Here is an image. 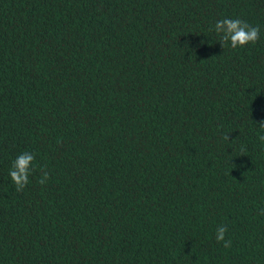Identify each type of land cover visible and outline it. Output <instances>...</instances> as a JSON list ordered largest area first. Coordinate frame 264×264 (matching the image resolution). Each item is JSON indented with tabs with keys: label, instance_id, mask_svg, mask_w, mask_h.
<instances>
[{
	"label": "trees",
	"instance_id": "trees-1",
	"mask_svg": "<svg viewBox=\"0 0 264 264\" xmlns=\"http://www.w3.org/2000/svg\"><path fill=\"white\" fill-rule=\"evenodd\" d=\"M260 120L264 0H0V264H264Z\"/></svg>",
	"mask_w": 264,
	"mask_h": 264
},
{
	"label": "clouds",
	"instance_id": "clouds-1",
	"mask_svg": "<svg viewBox=\"0 0 264 264\" xmlns=\"http://www.w3.org/2000/svg\"><path fill=\"white\" fill-rule=\"evenodd\" d=\"M214 31L220 38V44L222 48L230 46L233 49L237 47H245L249 44H255L260 39V27L252 26L248 22L239 18L225 17L216 21L214 25ZM260 129L264 130V120L255 122ZM225 141H229V134L223 136ZM258 139L264 143V134H261ZM244 149L242 148V152ZM35 156L33 153L25 151L19 154L11 164L9 170V176L12 183L15 185V190L21 192L29 184V176L32 171L33 161ZM41 176L38 183L41 185L47 184L50 179V173L47 170V166H43L40 169ZM261 214L264 215V210H261ZM228 227L220 225L216 228L215 238L217 243H222L224 248H230L232 241L226 239L228 233Z\"/></svg>",
	"mask_w": 264,
	"mask_h": 264
}]
</instances>
